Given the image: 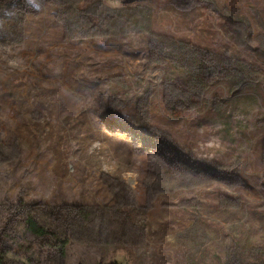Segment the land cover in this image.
<instances>
[{"label":"rangeland","instance_id":"1","mask_svg":"<svg viewBox=\"0 0 264 264\" xmlns=\"http://www.w3.org/2000/svg\"><path fill=\"white\" fill-rule=\"evenodd\" d=\"M133 7L149 27L113 29ZM0 21V241L41 210L62 264H264V87L187 88L154 37L264 68V0H0Z\"/></svg>","mask_w":264,"mask_h":264},{"label":"trees","instance_id":"2","mask_svg":"<svg viewBox=\"0 0 264 264\" xmlns=\"http://www.w3.org/2000/svg\"><path fill=\"white\" fill-rule=\"evenodd\" d=\"M210 4L220 14L229 16L221 8L217 7L216 3L212 2ZM70 6L65 5V9L71 11ZM145 14L146 12L133 7L132 9L116 11L114 14L109 15V22L112 24L113 29L120 27L124 29L126 26L131 25L137 28L139 32L141 30L145 31L144 27H149ZM233 18L237 19L236 17ZM86 19L94 24L100 22V17L90 12H87ZM1 25L0 21V31L4 29ZM78 29V26L74 27L73 32L76 34ZM154 37L160 45L162 56L171 67L170 71H180L181 74L187 76V81L183 82L187 88L198 89L205 83L216 82L221 79L229 82L232 91L260 85L264 87V68L262 67L235 57L215 53L184 40L164 35H154ZM174 89L181 91L182 87L176 85ZM145 106L150 110H159L161 103L155 101L152 106L150 104ZM20 205L23 206L25 204L21 201ZM26 234L33 236L38 242L28 243L25 239ZM5 236V241H0V264H35V261L39 262L41 259L44 260L45 264H62V257H64L68 239L59 237L53 219H50L44 211L38 210L36 213L24 211L19 215V219L15 220L14 224L11 225L10 233ZM43 239H46L51 250L55 249L58 252V259L51 258L49 255L50 250L46 252L43 249ZM7 252L20 255L24 261L21 263L12 261L6 257ZM214 257L218 258L215 254Z\"/></svg>","mask_w":264,"mask_h":264}]
</instances>
